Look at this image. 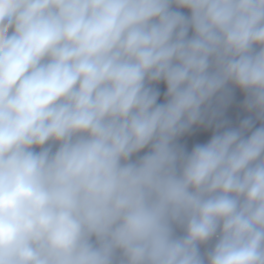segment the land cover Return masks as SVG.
Returning <instances> with one entry per match:
<instances>
[{
    "label": "clouds",
    "instance_id": "9594fccd",
    "mask_svg": "<svg viewBox=\"0 0 264 264\" xmlns=\"http://www.w3.org/2000/svg\"><path fill=\"white\" fill-rule=\"evenodd\" d=\"M0 264H264V0H0Z\"/></svg>",
    "mask_w": 264,
    "mask_h": 264
},
{
    "label": "trees",
    "instance_id": "16d2710c",
    "mask_svg": "<svg viewBox=\"0 0 264 264\" xmlns=\"http://www.w3.org/2000/svg\"><path fill=\"white\" fill-rule=\"evenodd\" d=\"M181 11H185V10H181ZM185 14H187L186 11ZM154 87H156L159 90L160 97H164V92L166 91V87L163 84V82H161L159 85H154ZM244 99L245 96L240 90L233 89L231 102L226 107L223 108L222 115L218 122H226V124L231 127L238 126L239 122L242 119H244L245 116V112L242 108ZM190 131H191L190 135L186 133L185 135L180 137L177 141L178 144L183 143L185 145V149L189 152L195 145L204 144L208 142V140L216 131L215 123L211 127H205L203 125L195 126L194 129H191ZM221 131H223V129H221ZM178 234H180L179 230H178ZM201 250L203 251L204 249L202 248Z\"/></svg>",
    "mask_w": 264,
    "mask_h": 264
},
{
    "label": "crops",
    "instance_id": "0c3cea01",
    "mask_svg": "<svg viewBox=\"0 0 264 264\" xmlns=\"http://www.w3.org/2000/svg\"><path fill=\"white\" fill-rule=\"evenodd\" d=\"M164 100V97H160L159 96V98H158V103H160L161 101H163Z\"/></svg>",
    "mask_w": 264,
    "mask_h": 264
},
{
    "label": "rangeland",
    "instance_id": "374dc122",
    "mask_svg": "<svg viewBox=\"0 0 264 264\" xmlns=\"http://www.w3.org/2000/svg\"><path fill=\"white\" fill-rule=\"evenodd\" d=\"M164 101V100H163ZM163 101H161L160 103H162ZM247 116V113H245V116H244V118ZM194 127L195 126H193V128L192 129H194ZM140 155H143V153H140Z\"/></svg>",
    "mask_w": 264,
    "mask_h": 264
},
{
    "label": "built area",
    "instance_id": "2783aa9c",
    "mask_svg": "<svg viewBox=\"0 0 264 264\" xmlns=\"http://www.w3.org/2000/svg\"><path fill=\"white\" fill-rule=\"evenodd\" d=\"M157 102H158V101H157ZM180 145L184 146V148H185V145H184L183 143H180Z\"/></svg>",
    "mask_w": 264,
    "mask_h": 264
},
{
    "label": "water",
    "instance_id": "95a60500",
    "mask_svg": "<svg viewBox=\"0 0 264 264\" xmlns=\"http://www.w3.org/2000/svg\"><path fill=\"white\" fill-rule=\"evenodd\" d=\"M191 131H189L187 134L190 135Z\"/></svg>",
    "mask_w": 264,
    "mask_h": 264
}]
</instances>
